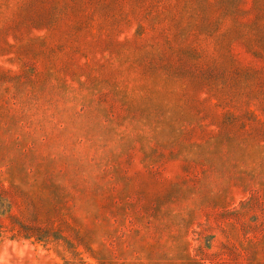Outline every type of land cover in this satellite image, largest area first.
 Here are the masks:
<instances>
[{"label":"rangeland","instance_id":"rangeland-1","mask_svg":"<svg viewBox=\"0 0 264 264\" xmlns=\"http://www.w3.org/2000/svg\"><path fill=\"white\" fill-rule=\"evenodd\" d=\"M0 264H264V0H0Z\"/></svg>","mask_w":264,"mask_h":264}]
</instances>
